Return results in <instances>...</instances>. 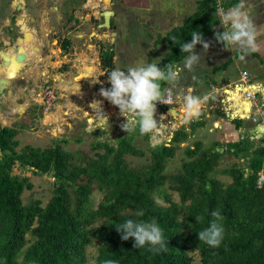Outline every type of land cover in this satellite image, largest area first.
<instances>
[{
    "label": "trees",
    "instance_id": "trees-1",
    "mask_svg": "<svg viewBox=\"0 0 264 264\" xmlns=\"http://www.w3.org/2000/svg\"><path fill=\"white\" fill-rule=\"evenodd\" d=\"M220 1L199 0L195 12L159 41L170 46L161 68L184 59L187 54L179 46L191 42L193 30L202 31L205 40L223 32L216 31L219 20L214 15ZM232 4L222 3L225 8ZM172 36L177 37L175 45ZM112 57L110 52L103 58L105 68H112ZM18 130L17 124L0 128V264H87L91 246L97 254L94 264L109 258L117 264H194L190 252L198 253L200 264H264V184L261 188L256 184L257 173L264 167V149H258L245 166L233 164L223 171L232 179L225 185L214 177L223 154L202 150L199 143L184 150L188 160L182 162L180 171L164 172L166 162L188 138L183 129L175 132L169 146L152 147L150 162L141 167L125 161L127 155H142L128 137L116 145L96 142L92 150L104 152L86 161L85 154L73 155L60 145L43 150L26 146L17 151ZM17 164L32 175L54 179L45 206L40 200L23 204L22 194L32 190L33 184L13 174ZM166 185L178 195V202L172 200ZM94 190L103 194L96 209L91 206ZM217 208L224 216L225 235L221 246L213 249L199 242L197 232L207 226L211 211ZM138 209L144 211L143 219L157 220L169 240L166 251L134 248L133 239L123 241L115 230L127 219H138L134 216ZM196 216L203 221L197 223Z\"/></svg>",
    "mask_w": 264,
    "mask_h": 264
},
{
    "label": "crops",
    "instance_id": "crops-1",
    "mask_svg": "<svg viewBox=\"0 0 264 264\" xmlns=\"http://www.w3.org/2000/svg\"><path fill=\"white\" fill-rule=\"evenodd\" d=\"M110 1L111 0H109L108 4ZM168 1H173L174 3L171 4V8L173 7L172 11L170 10V6L168 13L164 12L158 15L157 9L155 10L156 15H158V17L164 15L167 22L171 21L179 12V16L182 15L189 4L194 3L197 6L199 0ZM223 1L229 3L236 2V0ZM223 1H220L218 6L222 5ZM249 2L255 6L250 9V11L253 14L256 12L257 25L264 26V0H249ZM114 3L115 1L113 0L112 6H114ZM95 4L96 1L89 0V4H83L82 7L88 9L89 5L95 6ZM67 5L66 3L63 4V6ZM135 6L138 7L136 3L134 4V7ZM222 6L224 7V5ZM9 7L8 15L3 19L0 18V77L4 76L3 70L5 69L2 53H4V55L7 54L8 51L6 47L7 45L10 46V41L15 39L14 41H17V43L15 44L13 41V46L17 48L21 46L18 41L19 38L23 39L22 41L24 43L33 41V45L31 49H29L30 51L25 53L26 58L19 68L16 77L10 80L3 92H0V128L10 127L14 124L18 125L19 130L16 140L19 146L17 151H20L26 146L43 150L46 148H43L39 143L35 146L32 145V143L35 141L42 143V141H40L41 138L48 142L49 136H46V132L49 125L52 124L51 122L54 121L61 124V120L64 119L71 122L68 123L69 127H74L72 121L75 120L76 122L78 118L77 113H79L80 110H83L84 114H88L92 111L87 107H83L81 104L85 102V105H87L92 101L91 98L93 97L94 88L100 84H93L92 79L95 78V74L100 76L105 71L113 68L121 69V56L115 54L113 51L116 44H121V35L118 30L115 32V35H112V33H95L99 24L95 25L96 28H93L88 23L90 19L89 16L79 17L77 14H73L69 15L67 18L70 28L79 25L85 27L87 23L90 25L91 31H81L69 38V32L60 34L61 31L59 30V35L57 36V42L55 44L56 47L53 49L48 46L49 36L55 34L57 31L51 26L52 23H50V19L47 15L48 11L45 8L44 2H36L35 0H15L10 2ZM51 9L53 11L57 10L56 12H58L59 7L57 8L53 5ZM178 9H180V11H178ZM189 14L190 13H187L186 15ZM140 16L141 19L144 18L143 15L140 14ZM56 18L61 21L62 14L56 15ZM93 20H96L94 16ZM100 22L101 19L99 17V23ZM93 23L95 24L94 21ZM218 30L223 31L220 23L216 31ZM16 33L20 34V37L16 36ZM168 33L161 35L160 33H147L145 30L138 29V31L133 34L131 33L130 40H133V42H130L135 45L136 49L138 47L141 50L139 53H143L145 58L148 57L146 60L148 61L149 58H152V56L157 53L156 49L162 48L165 44L169 45L167 42H159ZM26 35L30 36L28 40L25 39ZM93 42L97 43L95 47L91 45ZM53 43L54 40L51 41V44ZM105 43L108 45H105ZM9 49H12V47ZM110 52L113 54L111 69L103 66V58ZM167 53H165V55ZM228 53H230L228 65L234 66L237 70L239 66H242V70H238L236 77L232 78L231 81L219 78V85L215 83L212 84L211 90L213 88L217 90L215 98L209 100L203 106L199 117H180L178 109L176 110L178 115L176 116L175 114L173 117L168 115L169 112L166 110V117H169L166 122L167 129L169 128L171 130L166 134V137L168 140H171L170 138H173L175 132L180 129H183L188 134V138L179 145L185 144V142L196 135L198 137H205L207 140L204 142L209 143L211 147L209 150L214 151L215 149L213 148L216 147L218 152L224 154L222 158L225 156H228L230 159L235 157L239 162L233 164L245 166V164H248L250 159L254 157L258 149H264V140L260 139L261 135L258 131L259 128H263L264 130V127H258V124L252 121V118L257 115L256 113L259 111V108L264 111V36L260 37L259 51L247 55L244 60L238 59L235 53L227 51V54ZM165 55H163V58ZM56 58H60L58 59L60 60L58 64ZM163 58L157 63H160ZM227 67L228 66L223 67V70ZM251 67L258 69V72L260 71L257 76H251L249 72H247V69ZM87 69H89V71H86ZM52 72L54 74H52ZM241 72H247L250 75V83L253 85L251 88H256V92H254L256 95L253 100H246L242 92H240L238 93L240 96H238L237 102L232 101L231 104H229L227 103L229 100L227 96L225 100H223L224 94L230 95L229 98L231 97L232 92L229 90H231L233 85L239 82ZM99 81L108 82V75L105 74L102 77L100 76ZM39 84H42V87L43 85L46 87L48 85L55 92L57 99H60L62 102V104L53 107L55 110L52 113L44 114V112L41 111L42 108L39 103L41 97L39 93L36 94V91H38L37 88L40 86ZM189 86L192 87V85H182L180 87L186 89ZM192 88L194 89V95L203 96L199 90H195L194 87ZM227 89L228 91H226ZM242 90H244V88ZM176 91L179 90L176 89ZM38 96L40 98H38ZM177 106L179 105H175L176 108H178ZM227 109L231 110L230 115L228 114L229 111H226ZM238 110H241V112L239 111V113H237ZM157 114L160 113L157 111ZM46 119H48V121H46ZM86 120L88 121V119ZM87 127H89V129H86V132L89 134L92 133V131L89 130L94 128L93 125L89 124ZM253 129H256L254 133L252 132L254 131ZM32 130H35V132H31ZM100 133L102 137L104 133L103 129ZM52 134L51 132L50 140H52L54 144L60 145L64 141L63 136H52ZM20 135L23 139L27 140L26 143L22 142V139L21 141L18 140ZM212 135L214 136L213 138H211ZM20 142L22 144H20ZM207 143L205 146H201L202 150H207L205 148ZM199 144L201 145V143ZM219 144L221 145L219 146ZM166 146H169V144ZM192 146L193 145H191V149L193 148ZM221 146L224 148L220 149ZM15 167L19 169L18 164ZM247 170L246 168L245 172H247Z\"/></svg>",
    "mask_w": 264,
    "mask_h": 264
},
{
    "label": "rangeland",
    "instance_id": "rangeland-1",
    "mask_svg": "<svg viewBox=\"0 0 264 264\" xmlns=\"http://www.w3.org/2000/svg\"><path fill=\"white\" fill-rule=\"evenodd\" d=\"M11 1H15V0H0V18L1 19L5 18V16L8 15V12L10 9L9 4ZM35 1L36 2L41 1L45 3V8L48 11L47 15L50 19V23H52L51 26L55 28V31H57L55 32V34L53 35L51 34L49 36L48 46L49 48H53V49L56 47L55 44L57 42V36L59 35V30L61 31L60 34L64 32H69V35H68L69 38H71L72 35L79 33L81 31L89 32L91 31L90 25L93 28H96L95 25L99 24V15H98L99 12L107 8L109 9V6H107L108 3H105L104 0H99L98 2H96L95 6L89 5L88 9H84V7L82 6L83 4H87L89 0H35ZM114 1H115L114 6L111 5L110 8H113V10L116 13V18L114 19V22L117 27V30L120 31L121 33V40H120L121 44L120 43L116 44L113 51L115 52V54L121 56V69L122 70H126L128 67L132 65L134 66L137 63L147 64V63H152L153 60L155 59L161 60L163 58V55H165V53L170 51V46L165 44L162 48L156 49L157 53H155L152 56V58H149V60L146 61L148 57L145 58V55H143V53H139L141 52V50L138 47L136 49L135 45L131 44V42H133V40H130L131 33L133 34L134 32L138 31V29H140V30L147 31V33L153 32L154 34L160 33L161 35H164L168 33L174 26H180L183 23V21L189 17V15L195 12L196 7H197L194 3L189 4V6H187L186 8V11H184L182 15L179 16L180 14L179 12V14H177L174 18L171 19V21L167 22L164 15H161L160 17H158V15L164 12L168 13L169 6L171 8V4H174L173 1H168V0H136V1L121 0V2L120 0H114ZM64 3L68 5L63 6ZM133 3L134 4L136 3V5L139 8L136 6L134 7ZM53 5L56 6L57 8L59 7L58 12H56L57 10L53 11L51 9ZM156 9H157L158 15H156L155 13ZM170 10L172 11L173 7ZM178 11H180V9H178ZM60 13L62 14L61 21L57 20L56 18V15ZM187 13H190V14L186 15ZM73 14H77L79 17L94 16L96 19V20H93L95 24L92 21L90 25L86 23L87 26L85 27H82L79 25V26H72L70 28L69 21L67 20V18L69 15H73ZM140 14L143 15L144 18L141 19ZM152 16H153V19H152ZM97 32L110 34V30H104V29L95 30V33ZM15 35L20 37V34L16 33ZM214 37L215 35H211L206 39V41L209 42L211 45V47L207 50V52L203 49L202 45H200L199 47L195 49V53L201 56V60L197 65H194V68L192 71H188L187 69H185L181 73V79L177 86L178 90H180L181 88L180 86L182 85H192V87H194L195 90H199V92L204 95L207 91L211 90V86L213 83L218 84V85L220 84L218 82L219 78L227 79L231 81L232 78L236 77L238 70L239 71L242 70V66H239L237 70V68H234V66H231V65H228V67L225 70H223L224 64L228 62L230 53L227 54V50H225L223 46H221L214 39ZM14 40L15 39H13V41ZM52 40H54L53 44H51ZM13 41H10V46L7 45L6 47L7 51L10 50L9 48L15 47L13 46V43L15 42L16 44L17 41H14V42ZM19 43L21 45L20 46L21 48H23V45L26 44L23 41H19ZM96 44L97 43L93 42L91 45L95 47ZM105 45H108V44L105 43ZM26 47H28L27 44H26ZM28 51L30 50L28 49L24 53ZM58 59L56 58L57 64L60 62V60ZM183 60L179 63L181 67L183 66ZM155 62H158V61H155ZM86 71H89V69H87ZM247 72H249L251 76H257L260 71L258 72V69L251 67L247 69ZM52 74L54 73L52 72ZM100 76L98 74H95V78H100ZM193 77H195V79H193ZM100 80H103V79H100ZM41 85L38 86L37 88L38 91H36V94L39 93V96L41 97L40 98L38 96V98H40L39 103L41 104L40 105L42 108L41 111L44 112V114L52 113L55 110L54 108L50 109L49 111H46L43 106L41 94L46 86L43 85L42 87ZM101 87L110 88L111 87L110 82L101 81L100 84L96 88H94L93 97L91 98L92 100L93 99L103 100V98L99 96V90ZM226 91H228V89ZM58 104L59 105L62 104L60 99H58L55 102V107ZM85 104L86 103L83 102V104L81 105L83 107H87L88 109H90L89 104L87 105ZM103 108L110 117L111 127L109 126L104 127L103 129L104 133L102 137L100 136L101 129H97L96 122L92 121L89 114H84L83 113L84 111L80 110V112L77 113L78 118L76 119V122L75 120L72 121V125H74V127L72 126L69 127L68 123H71V122L64 120V119L61 120V124L53 121L51 122L52 124L49 125L48 130L46 132V136H49L48 142L44 141V139L41 138L40 141H42V143L35 141L34 143H32V145L35 146L39 143L43 148L53 147L57 145V144H54L52 140H50L51 132H52L53 133L52 136L61 135L63 136L64 141H66L60 144L62 150H64L65 152H69L73 155L74 154L78 155L79 153L83 155L85 154L84 159L86 161H90L96 158L95 156L96 153L102 154L104 152L103 150H98V151L92 150V146L96 142L102 141L103 143L107 142L112 145H116L118 144V141L120 138L124 139L125 137H128L130 138L129 143L132 146H134L137 150L141 151L142 155L141 156L127 155L125 157V161L131 167H141V166L147 165L150 162L151 160L150 149L152 147L153 148L156 146L160 147L161 145L166 143L165 134L171 131L169 128L167 129L166 122L169 119V117H166V113H165L167 108L157 107V111L160 113L156 115L158 125L160 123H163L164 125L149 135H143L138 130L130 132V133H126L121 128V124L125 123V118L120 116L119 109L113 106L107 100H103ZM90 114H93L92 111L90 112ZM161 116H164L165 119L161 120L160 119ZM86 119H88V121ZM46 121H48V119ZM89 124L93 125L94 127L93 129L91 128L89 130V131H92V133L90 134L86 132V129L87 130L89 129V127H87ZM161 130L163 131L160 133ZM31 132H35V130L34 131L32 130ZM213 137L214 136L212 135L211 138ZM21 139L23 140L22 142L24 143L27 142V140L23 139L20 135L18 140L21 141ZM205 140H207L205 137H198L196 135L195 137L191 138L189 141L185 142V144L179 145V147L177 148L175 152L174 157L172 159H169L166 162L164 172L167 175H171V174H175L177 171H180L182 167V162L185 160H188V158L186 157L184 153V150L187 147L193 145L195 142L197 143L199 141H202V142H199L201 143V146L203 145L205 146V144L207 143V142L206 143L204 142ZM20 144L22 143L20 142ZM220 145L221 144H219V146ZM205 148L209 150L211 148L210 144L207 143ZM221 148L223 149L224 147L221 146L220 149ZM213 149H215V151H218L216 147H214ZM237 162L239 161L235 157L230 159L228 156H225L224 158L220 160L218 167L216 168L217 172L214 174V177L218 179L219 181H221L222 183H224L225 185L230 184L232 179L229 176L223 174V171L229 169L233 163H237ZM13 174L21 175L22 177H27L30 179V182L33 184L32 190L30 191L25 190L23 192L22 194L23 204L27 205L33 202L34 200H40L41 206L42 207L45 206L47 201L52 196V193H53L52 183L54 179L50 175H44V176L32 175V173L29 170L18 169L17 167L14 168ZM167 186L168 185L165 186L166 189H167ZM167 192L168 194L172 196V200L174 202L179 201V197L176 193H173L172 191H169L168 189H167ZM102 198H103V194L98 192L97 190H94L91 195L92 208L96 209L98 204L101 202ZM156 200L160 205L167 206V203L163 202L162 200L158 198ZM87 255H88L87 264H94L95 262L94 257L97 255L95 246H91L87 248ZM189 255L192 258L194 264H200V257L197 252H190Z\"/></svg>",
    "mask_w": 264,
    "mask_h": 264
},
{
    "label": "clouds",
    "instance_id": "clouds-1",
    "mask_svg": "<svg viewBox=\"0 0 264 264\" xmlns=\"http://www.w3.org/2000/svg\"><path fill=\"white\" fill-rule=\"evenodd\" d=\"M254 7L249 0H236L228 8L219 5L215 9L214 15L219 17L223 32H216L214 39L222 44L225 50L235 53L240 60L259 51L260 37L264 36V26L257 25L256 12L253 14L250 11ZM190 37L191 42H183L179 46L181 53L187 54L182 67L170 62L161 68V63L155 62L160 59H155L152 63H137L126 70L113 68L101 74L108 75L111 87H101L99 96L119 109L120 116L125 118V123L121 124L123 131L130 133L138 130L143 135H149L162 127L164 124L158 125L156 119L158 103L169 105L168 115L173 117L176 110L180 109L187 117L197 118L203 106L215 98V88L203 96L194 95L191 86L176 91L181 73L185 69L192 71L194 65L201 60V56L195 53L197 45H202L206 52L211 47L200 30H193ZM170 40L174 45L178 42L176 36H172ZM92 82L100 83L99 78H93ZM103 100L93 99L89 108L94 115L87 112L92 121L96 122L97 129L101 130L105 126L111 127L110 117L103 108ZM174 105H179V108ZM160 119L165 117L161 116ZM262 182L264 170L258 173V186ZM134 216L138 219H127L115 227L121 239H133V247L137 249L148 248L153 253L166 251L169 240L165 239L157 220L143 219L145 213L140 209L135 211ZM210 216L207 226L197 232V238L209 248L216 249L224 240V216L218 208L212 210ZM195 219L197 223H201L204 218L196 216ZM102 264H117V261L109 258L103 260Z\"/></svg>",
    "mask_w": 264,
    "mask_h": 264
},
{
    "label": "built area",
    "instance_id": "built-area-1",
    "mask_svg": "<svg viewBox=\"0 0 264 264\" xmlns=\"http://www.w3.org/2000/svg\"><path fill=\"white\" fill-rule=\"evenodd\" d=\"M252 86L253 85L250 83V75L247 72H241L239 82L236 83L235 85H233L230 91L232 93L236 92L238 96H240L238 93L242 92V94L244 95L246 100H250V99L253 100L255 95H256V93L254 94V92H256V88L255 87L251 88ZM243 88H244V90H242ZM226 96L229 97L230 95L224 94L223 100H225ZM57 100L58 99H57L55 92L49 86L45 87V89L42 92V101H43V106H44L45 110L49 111L50 109H52L55 106V102ZM232 101H234V100L231 99L227 103L231 104ZM157 107L167 108V112L168 111L170 112V106L169 105L158 103ZM174 107H175V105H174ZM226 111L227 112L229 111L228 114L230 115L231 110L227 109ZM256 114L257 115L252 118L253 123L258 124V127H261V126L264 127V111L261 108H259V111ZM162 131L163 130H161L160 133ZM166 134H165L166 143H164L163 145H168L172 140V137L170 138L171 140H168L166 137ZM259 134L261 135L260 139L264 140V130L262 132L259 131ZM263 147H264V144H263ZM263 162H264V156H263ZM261 170H264L263 166L258 171V173H260ZM258 173H257L256 184H257L258 188H261L263 186L264 182H262L260 184V186H258Z\"/></svg>",
    "mask_w": 264,
    "mask_h": 264
},
{
    "label": "water",
    "instance_id": "water-1",
    "mask_svg": "<svg viewBox=\"0 0 264 264\" xmlns=\"http://www.w3.org/2000/svg\"><path fill=\"white\" fill-rule=\"evenodd\" d=\"M105 3H108L109 0H104ZM114 13L111 10H104L100 13V16L103 18V22L100 23L97 26V30H110L111 28V18L113 17ZM115 32H112V35H115ZM30 38L29 35L25 36V39L28 40ZM19 41H22L23 39L19 38ZM12 52L14 53V57L8 55L9 50L7 54L4 55L2 53L3 62L5 65V69L3 70V77H0V92H3L5 88L8 86L10 80L14 79L19 72V68L22 66L25 60V53L23 52V49L21 47H13ZM176 116L178 115L177 112H175ZM253 133L256 131V129H253ZM258 131H263V128H259Z\"/></svg>",
    "mask_w": 264,
    "mask_h": 264
},
{
    "label": "flooded vegetation",
    "instance_id": "flooded-vegetation-1",
    "mask_svg": "<svg viewBox=\"0 0 264 264\" xmlns=\"http://www.w3.org/2000/svg\"><path fill=\"white\" fill-rule=\"evenodd\" d=\"M88 4H89V2H87ZM113 4V0H111L110 1V3L107 5V6H109V9L107 8V9H105V10H111V11H113V13H114V15H113V17L111 18V28H110V34H111V32H116L117 31V27H116V25H115V22H114V18L116 17V13H115V11L113 10V8H110L111 7V5ZM92 6V5H91ZM102 11H104V10H102ZM101 11V12H102ZM101 12H99V17H100V19H101V22L100 23H102L103 22V18L100 16V13ZM93 21V16H90V19H89V24L91 23ZM99 23V24H100ZM104 32V31H103ZM119 34L121 35V33H120V31H119Z\"/></svg>",
    "mask_w": 264,
    "mask_h": 264
},
{
    "label": "bare ground",
    "instance_id": "bare-ground-1",
    "mask_svg": "<svg viewBox=\"0 0 264 264\" xmlns=\"http://www.w3.org/2000/svg\"><path fill=\"white\" fill-rule=\"evenodd\" d=\"M26 44H27V46L28 47H26ZM25 45H23V52H25L26 50H28V49H31V47H32V45H33V42H29L28 41V43H26ZM30 44V45H29ZM25 50V51H24ZM8 55H10V56H12V57H14V53L12 52V50H9V53H8ZM230 91V90H229ZM238 95H237V93L235 92V93H232L231 94V97L229 98L228 97V101H230L231 99H233L235 102H237V100H238ZM245 103V102H244ZM240 106V105H239ZM245 106V105H244ZM239 111L241 112V110H238V112L237 113H239ZM47 120V119H46Z\"/></svg>",
    "mask_w": 264,
    "mask_h": 264
}]
</instances>
